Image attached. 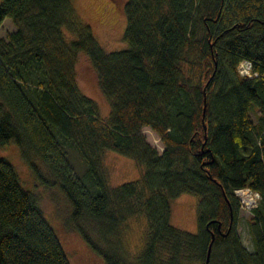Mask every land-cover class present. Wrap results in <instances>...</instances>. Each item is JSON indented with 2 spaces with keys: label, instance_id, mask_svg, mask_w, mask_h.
I'll return each mask as SVG.
<instances>
[{
  "label": "trees",
  "instance_id": "obj_1",
  "mask_svg": "<svg viewBox=\"0 0 264 264\" xmlns=\"http://www.w3.org/2000/svg\"><path fill=\"white\" fill-rule=\"evenodd\" d=\"M124 13L128 46L106 51L70 0L0 1V24L17 25L0 36V145L14 141L36 177L60 187L69 222L107 264H205L210 245L208 264H264V0H127ZM80 52L109 101L107 118L78 84ZM243 59L256 76L240 75ZM68 145L86 163L83 176ZM105 149L133 158L140 177L109 185ZM240 187L260 194L250 210L253 250L236 231ZM182 193L199 197L196 232L170 220ZM132 215L147 219L135 255L121 245ZM0 264H71L4 157Z\"/></svg>",
  "mask_w": 264,
  "mask_h": 264
},
{
  "label": "rangeland",
  "instance_id": "obj_2",
  "mask_svg": "<svg viewBox=\"0 0 264 264\" xmlns=\"http://www.w3.org/2000/svg\"><path fill=\"white\" fill-rule=\"evenodd\" d=\"M1 1V0H0ZM82 21L92 27L93 34L101 47L106 51L120 50L128 46L123 34L126 27L124 5L127 0H70ZM17 29L11 18H6L0 24V36L8 31ZM69 37L72 35L69 34ZM76 77L83 93L92 97L99 106L102 118L110 113V104L98 83L97 73L94 70L88 55L80 52L76 64ZM256 106H252L254 110ZM253 118L257 116L253 112ZM147 140L161 152L164 148L159 135L149 126L143 128ZM69 162L76 175L83 176L86 172V163L79 151L67 146ZM0 157L7 159L14 167L22 186L30 190L38 205L58 236L71 264H107L104 257L94 250L84 236L69 222L72 206L58 185L42 183L35 175L29 164L21 155L19 146L10 141L0 145ZM40 169L46 175L47 169L43 162L37 159ZM103 169L107 182L111 186L140 177L142 167L131 157L111 149H105L103 154ZM199 197L191 193H182L171 202V222L184 230L196 232L198 229L197 207ZM258 202V198H257ZM241 203V201H240ZM251 211L240 206L236 218V231L242 242L253 250V243L249 231ZM93 239H98L96 231L89 227ZM147 230V219L144 215H132L127 219L123 228V246L129 254H136L143 247ZM104 244V243H103Z\"/></svg>",
  "mask_w": 264,
  "mask_h": 264
},
{
  "label": "built area",
  "instance_id": "obj_3",
  "mask_svg": "<svg viewBox=\"0 0 264 264\" xmlns=\"http://www.w3.org/2000/svg\"><path fill=\"white\" fill-rule=\"evenodd\" d=\"M240 75L245 77H253L257 75V72L253 70L252 61L249 59H243L237 66ZM235 194L241 201V206L245 209L251 210L257 205V198L259 199L260 194L258 192L250 190L246 192L245 187L235 189Z\"/></svg>",
  "mask_w": 264,
  "mask_h": 264
},
{
  "label": "water",
  "instance_id": "obj_4",
  "mask_svg": "<svg viewBox=\"0 0 264 264\" xmlns=\"http://www.w3.org/2000/svg\"><path fill=\"white\" fill-rule=\"evenodd\" d=\"M245 190H246V192H249L251 189L249 187H246ZM210 250H211V245H210L209 250H208V254H207V258H206V263L205 264H208V262H209Z\"/></svg>",
  "mask_w": 264,
  "mask_h": 264
}]
</instances>
